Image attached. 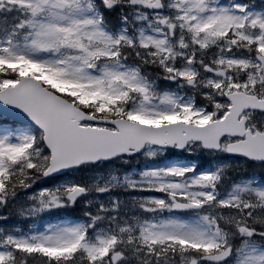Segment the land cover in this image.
<instances>
[{
    "label": "snow or ice",
    "instance_id": "6c2138e0",
    "mask_svg": "<svg viewBox=\"0 0 264 264\" xmlns=\"http://www.w3.org/2000/svg\"><path fill=\"white\" fill-rule=\"evenodd\" d=\"M0 264H264V0H0Z\"/></svg>",
    "mask_w": 264,
    "mask_h": 264
}]
</instances>
